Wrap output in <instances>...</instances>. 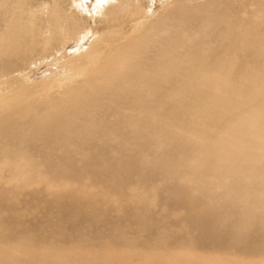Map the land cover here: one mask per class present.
<instances>
[{
    "label": "bare ground",
    "instance_id": "6f19581e",
    "mask_svg": "<svg viewBox=\"0 0 264 264\" xmlns=\"http://www.w3.org/2000/svg\"><path fill=\"white\" fill-rule=\"evenodd\" d=\"M6 185L125 225L16 235L13 196L0 264H264V3L0 0Z\"/></svg>",
    "mask_w": 264,
    "mask_h": 264
},
{
    "label": "rangeland",
    "instance_id": "374dc122",
    "mask_svg": "<svg viewBox=\"0 0 264 264\" xmlns=\"http://www.w3.org/2000/svg\"><path fill=\"white\" fill-rule=\"evenodd\" d=\"M94 2L95 1H97V0H93ZM260 3L262 2V3H264V0H258ZM94 17V16H93ZM100 17L98 16H95V18H94V21H93V24L94 25H97V27H100V28H102V26H103V22L102 21H100V19H99ZM97 19H99V20H97ZM97 23V24H96ZM11 185H6V186H1V188H0V199H1V197L3 198H5V200L7 201H3L4 200V198L3 199H1L2 200V202L0 201V206H2V208H4V209H2L1 207V209H0V222L1 223H3V224H5L6 225V227H9V223L10 222H8L7 220H8V215L10 214V212H9V210H6V208L7 209H9L8 208V204L10 203V204H12V203H16V204H18V206L21 208V209H24L25 210V212L27 213L28 212V214L29 215H31L30 217H29V215H28V219L27 220H23V224H21L22 222H20V224H18V223H14V222H12V223H10V226L12 227V230H13V232H14V234H16V235H20L21 234V232L20 231H22L24 228L25 229H33V228H36V226L34 227V223L36 222V223H40L39 224V227L37 228V229H39V228H41L42 230L40 231L41 233H43L44 232V236L45 237H49L50 236V233H48V231L47 230H49L50 228H48L49 226L48 225H50V224H48V223H46L47 222V220L48 219H50L51 217H52V215H54V216H57V217H53L54 219H57V221H60V222H64L62 225V228L66 231V232H69V227L67 228V226H69L70 224L69 223H67V222H71V221H73V224L74 223H76L77 225H78V230H79V232L81 233L82 232V234H85V235H88V236H91V235H97V234H99V235H101V236H104V237H106V236H112V234H113V229L112 228H116L117 226H120L119 224L121 223V222H123L122 220L120 221V219L117 217V216H115L114 217V215H112V214H106V215H104L101 219H99V220H96V219H92L90 216H88V215H86V216H80V217H78L80 214H78V212H77V210H75V208L77 207V205L76 206H74V205H68V204H66V205H62V207L63 208H65V209H63V208H61L60 210H61V212H60V210L58 211V215L56 214L57 213V210H51V209H49L48 211H46V210H44V209H40L41 207H38V206H36L35 207V205H38V204H42V205H44L46 202H41L37 197H34L33 195H30V193H29V190L27 189V190H24V192L22 191V194L20 193V194H18L17 196H16V194H15V192H12L11 191ZM5 189V190H4ZM5 192H4V191ZM7 190V191H6ZM28 191V192H27ZM9 192H10V194H9ZM11 192H12V194H11ZM137 193L139 194V195H144L146 192H145V189H140V188H138V191H137ZM11 196V197H8L9 195ZM4 195V196H3ZM24 195H25V198H24ZM30 197H29V196ZM14 196V197H13ZM16 196V197H15ZM13 197V198H12ZM18 197V198H17ZM22 197V198H21ZM29 197V198H28ZM85 197H89L88 195H86ZM11 198H12V201H11ZM37 198V199H36ZM9 199H10V201H9ZM14 199H16L15 201H14ZM27 199V200H26ZM30 199V200H29ZM37 201V202H36ZM12 202V203H11ZM30 202H31V204H33L32 205V207H31V204H30ZM35 202V203H34ZM6 203V204H5ZM23 203H24V205H23ZM37 203V204H36ZM49 203V202H48ZM40 204V205H41ZM6 205H7V207H6ZM29 207H28V206ZM142 205H143V203L142 202H139V200L137 199V201H135V202H131V205L130 206H134V207H139V209L140 210H142L143 211V209H142ZM4 206V207H3ZM73 206V207H72ZM66 207H67V209H66ZM35 208V209H34ZM72 208V209H71ZM62 209H63V211H65V210H67V211H65V213L62 211ZM69 209V210H68ZM75 210V211H71V210ZM77 209V208H76ZM3 212H2V211ZM36 210H39V212L38 211H36ZM44 210V211H43ZM8 211V212H7ZM34 211V212H33ZM49 211L51 212V213H49ZM55 211H56V213H55ZM30 212V213H29ZM38 212V213H37ZM43 212V213H42ZM47 212V213H46ZM63 212V213H62ZM74 212V213H73ZM156 212H158V214H159V216L161 217V219H159L158 221H157V225H155V226H153L152 225V229H150V232L152 233V234H154L155 233V231H158V227H159V225H162L163 224V220H162V216H164V213L165 212H163V210H160V209H158ZM3 213V214H2ZM33 215H32V214ZM42 213V214H41ZM143 213L144 214H148V215H151V213L150 212H147V211H143ZM4 214H6V215H4ZM76 214H78V216L76 215ZM47 215H48V218H47ZM73 215H74V217L75 218H73ZM111 215V216H110ZM162 215V216H161ZM36 217V218H35ZM43 217V218H42ZM69 217V218H68ZM83 217V218H82ZM34 218V219H33ZM61 218H62V220H61ZM2 219V220H1ZM35 219H37V220H35ZM86 219V220H85ZM45 220V221H44ZM79 220H81V221H79ZM39 221V222H38ZM66 221V222H65ZM30 222V223H29ZM170 224H171V222H169ZM13 224H15V225H13ZM48 224V225H47ZM83 224H85L84 226H82ZM25 225V226H24ZM121 225H125V223L123 222V224H121ZM21 226H23V227H21ZM26 226H27V228H26ZM44 226V227H43ZM121 227V226H120ZM123 227V226H122ZM46 228H47V230H46ZM43 229H45V231L43 230ZM100 230V231H99ZM102 231V232H101ZM134 231V229L133 228H131L130 230H128V236H134L135 235V233L133 234L132 232ZM106 233V234H105ZM108 233V234H107ZM156 234V233H155ZM47 235V236H46ZM132 241V240H131ZM133 245H135L136 243L134 242V241H132L131 242Z\"/></svg>",
    "mask_w": 264,
    "mask_h": 264
}]
</instances>
